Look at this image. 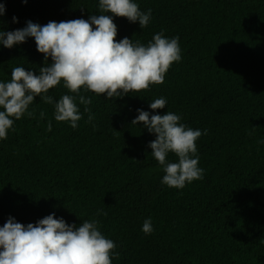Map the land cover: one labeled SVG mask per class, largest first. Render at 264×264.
<instances>
[{
    "label": "trees",
    "instance_id": "trees-1",
    "mask_svg": "<svg viewBox=\"0 0 264 264\" xmlns=\"http://www.w3.org/2000/svg\"><path fill=\"white\" fill-rule=\"evenodd\" d=\"M134 2L151 9L152 19L140 29L113 17L116 40L147 44L163 31L179 37L181 60L147 91L107 100L82 91L95 118L85 123L88 113L77 101L76 129L57 122L54 104L36 97L28 109L34 118L14 121L15 131L0 140V227L9 217L27 225L54 213L76 226L98 220L120 253L112 264H264V0ZM98 3L0 0V30L87 20L100 14ZM44 63L34 38L11 49L0 44V82L10 81L14 67L39 74ZM47 94L56 102L68 92L61 82ZM160 97L165 108L152 112L149 103ZM137 109L173 112L186 127L207 130L196 141L202 180L183 189L161 183L164 173L148 147L155 135L131 125ZM167 159L177 162L171 153ZM149 217L153 231L146 235Z\"/></svg>",
    "mask_w": 264,
    "mask_h": 264
},
{
    "label": "clouds",
    "instance_id": "clouds-1",
    "mask_svg": "<svg viewBox=\"0 0 264 264\" xmlns=\"http://www.w3.org/2000/svg\"><path fill=\"white\" fill-rule=\"evenodd\" d=\"M98 9L100 14L90 15L87 20L49 21L45 25L27 21L21 29L0 30V44L8 49L34 38L36 50L46 62L39 74L14 67L10 81L0 82V140L7 139L9 129L15 131L14 121L25 115L34 118V110L28 109L36 97L54 104L57 122H66L76 129L82 119L77 101L88 113L85 123L95 118L88 107L92 98L81 94L82 91L104 95L106 100L147 91L152 85L163 84L172 64L181 60L179 37L169 39L163 31L153 35L147 44L128 37L116 40L113 17L138 22L143 29L152 19L151 9L141 11L134 0H99ZM4 11L0 4V16ZM61 82L68 94L54 102L47 93ZM166 104L167 100L160 97L149 103V108L156 112ZM137 113L131 125L142 124L155 135L148 147L164 173L161 183L183 189L188 183L202 180L204 169L198 166L196 141L207 130L186 127L180 123L181 116L173 112L161 115L137 109ZM39 115L43 118L45 113L41 111ZM51 129L49 121L46 130ZM170 153L177 157V162H169ZM99 223L95 219L84 220L76 226L55 218L54 213L27 225L9 217L0 227V264H112L113 256L119 259L120 253L115 251L114 241L99 230ZM142 231L146 235L152 233L150 217L144 220Z\"/></svg>",
    "mask_w": 264,
    "mask_h": 264
}]
</instances>
